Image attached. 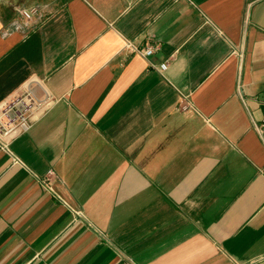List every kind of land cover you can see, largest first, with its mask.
<instances>
[{"label": "crops", "instance_id": "0c3cea01", "mask_svg": "<svg viewBox=\"0 0 264 264\" xmlns=\"http://www.w3.org/2000/svg\"><path fill=\"white\" fill-rule=\"evenodd\" d=\"M27 88L0 264H264V0H0V106Z\"/></svg>", "mask_w": 264, "mask_h": 264}, {"label": "built area", "instance_id": "2783aa9c", "mask_svg": "<svg viewBox=\"0 0 264 264\" xmlns=\"http://www.w3.org/2000/svg\"><path fill=\"white\" fill-rule=\"evenodd\" d=\"M35 13V9L29 11L23 10L21 16L24 20L30 21ZM127 48L143 58H147L154 52V47L152 46H146L143 49H139L131 43H128ZM165 68L166 65L161 64L158 71L161 72L165 70ZM46 104V101H41L31 89L27 88L6 100L0 106V151L11 155L13 163L17 164L19 163V160L10 152V143L31 128L34 121V113L43 108ZM182 109L186 110L187 106H182ZM253 130L264 147V118L258 123H253ZM52 175L53 173L49 171L44 177L34 176L35 179L42 184L44 189L51 194H53V191L49 186V178ZM74 215L77 221L86 222L82 212L75 211ZM86 224L89 227H92L87 222ZM96 232L100 236L102 235L97 230Z\"/></svg>", "mask_w": 264, "mask_h": 264}, {"label": "rangeland", "instance_id": "374dc122", "mask_svg": "<svg viewBox=\"0 0 264 264\" xmlns=\"http://www.w3.org/2000/svg\"><path fill=\"white\" fill-rule=\"evenodd\" d=\"M34 9L36 10V13L32 17V20H30V21L35 20L34 23L37 25V24H40L46 18V15L43 14L40 9H36V8H34ZM27 23L28 22H24L23 24H21V26L24 27V26H26Z\"/></svg>", "mask_w": 264, "mask_h": 264}]
</instances>
